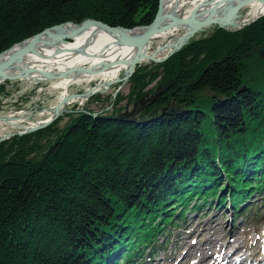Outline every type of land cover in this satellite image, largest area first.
Instances as JSON below:
<instances>
[{"label":"trees","instance_id":"obj_1","mask_svg":"<svg viewBox=\"0 0 264 264\" xmlns=\"http://www.w3.org/2000/svg\"><path fill=\"white\" fill-rule=\"evenodd\" d=\"M159 5L0 0V54L69 22L148 26ZM262 48L264 15L237 31L215 27L167 61L137 66L112 113L85 109L63 129L56 121L0 142V264H145L188 212L228 199L239 210L264 192ZM126 99L143 109L139 122L117 118ZM173 104L186 111L163 115Z\"/></svg>","mask_w":264,"mask_h":264},{"label":"rangeland","instance_id":"obj_2","mask_svg":"<svg viewBox=\"0 0 264 264\" xmlns=\"http://www.w3.org/2000/svg\"><path fill=\"white\" fill-rule=\"evenodd\" d=\"M192 9V6H188L183 12L187 15ZM250 13L251 8L246 9L243 20L251 18L249 17ZM214 29L215 27L209 28L205 32L197 34L193 39L208 36ZM184 32L185 30H176L154 39L149 48V54L155 53L160 46L169 43ZM167 53L162 52L157 56L164 57ZM149 63L151 62L146 61L143 64ZM123 76L121 75L120 78H124ZM129 81H118L108 89L103 88L100 93L93 95L87 100L78 98L71 100L76 102L67 104L56 120L58 129H63L69 125L78 115V112L85 109L95 112V115L97 113H112V103L115 101V97L118 94L122 96L129 94L131 87ZM58 83L59 80L40 82H30L28 80L11 81L6 87V93H0L2 102L0 118L6 119L0 121V138L6 137L5 140L10 139L15 135L10 137L8 135L25 131L24 127H33L50 119L53 111L46 109H54L63 100H61V97L64 89L57 87ZM99 83H102L101 78L91 81L83 79L72 82L67 90L68 96L83 94ZM152 96L148 95L143 98L147 99ZM121 106H127L123 113L127 111L137 112V103H128L127 99L122 100ZM142 110L139 109L135 117H140ZM14 121H16L15 127L10 125ZM54 137L55 134L52 135V138ZM36 141L33 140L31 145ZM39 142L44 146L47 143L44 139L39 140ZM254 196V200L251 201L252 207L247 209L242 216H237L235 223H233L229 199L226 209L225 207H217L218 200H216L211 209H208L212 203L211 200L207 203L205 209L197 212H188L180 227L169 228L173 234H161L157 238L159 243L158 251L151 258L146 259L145 264H194L198 258H204L206 263L212 260L214 255L220 250L227 254L243 255L242 260L248 256L263 255L264 252L261 251V247L264 246V195L261 193ZM243 216H246V218ZM146 253L149 254L150 250H146ZM248 258L246 262H251V257Z\"/></svg>","mask_w":264,"mask_h":264},{"label":"water","instance_id":"obj_3","mask_svg":"<svg viewBox=\"0 0 264 264\" xmlns=\"http://www.w3.org/2000/svg\"><path fill=\"white\" fill-rule=\"evenodd\" d=\"M164 1L160 0V5L158 9V13L154 19V21L148 25L143 27H137L135 29H143L144 31L140 35H132L135 29H126L123 27H112L102 21L95 19H87L81 23L69 22L57 26H53L44 30L43 32L24 40L20 43L15 44L10 49L2 52L0 54V84L6 81H19V80H27L31 78L33 74L40 73L42 75V79L40 81L46 80H59L68 78L72 72L75 70L81 72H87L90 75H98L100 72L108 71L111 68L126 64L129 66V69L125 72L124 78H120L117 80H112L105 84L106 89H108L112 84L118 81L128 82L129 79L133 76L136 71V67L141 65L144 62H155V63H163L167 61L174 54L181 51L184 47H186L192 39L200 33L205 32L207 29L212 27H219L221 29H225L228 31H237L238 29L243 28L245 25L250 23L253 20H243L244 13L246 9L255 2H261L263 0H209L205 3H200L196 7H194L189 14H184L178 11H172L166 13L164 11ZM240 22V23H239ZM73 26V29L69 32H59V30L64 26ZM93 28H99L103 30L105 33L112 35L118 40V43L123 47H130L137 49L136 55L132 59H121L116 62H106L101 65V71L95 66L90 67H81L78 69H68L67 71L62 72H51V71H40L36 68H24L21 71H16L18 68L19 62L27 56L29 53H37V47L44 40H49L52 44H65L69 41H73L74 39L80 37L85 32ZM176 30H185V32L176 37L173 43H166L160 46L157 51L153 54H149V48L154 39L158 38L161 34L172 33ZM46 38V39H45ZM12 52L11 56L4 60V56L8 53ZM162 52H168L164 57H158L157 55ZM259 56L261 59H264V48L259 50ZM104 85L98 84L97 86L89 89L83 94L71 95L67 97V100H62L54 109H46L48 111H53L52 117L45 122H42L33 127H24L25 131L10 134L8 135H25L34 133L36 131L45 129L53 124L64 107L70 103L73 99H89L93 95L98 92H101ZM160 93L153 95L147 99L143 98L141 100L142 106H146L149 103H154ZM186 110L182 107H177L173 104L169 109L163 108L162 113L168 114H183ZM135 111L133 112H125L117 116V118H124L128 121L136 122L137 118H133ZM6 120L4 118H0V121ZM6 137L0 138V142L5 140Z\"/></svg>","mask_w":264,"mask_h":264},{"label":"bare ground","instance_id":"obj_4","mask_svg":"<svg viewBox=\"0 0 264 264\" xmlns=\"http://www.w3.org/2000/svg\"><path fill=\"white\" fill-rule=\"evenodd\" d=\"M206 1L209 0H165L164 11L166 13L172 11H178L184 13L183 11L186 7L192 6L194 8L200 3H205ZM248 8H251V13L249 15V17L251 18L247 20L250 19L253 20L254 18H256L257 20L262 15H264V0L261 2H255L251 4ZM242 22H244V20H241V23ZM252 22L254 21H251L247 25L251 24ZM247 25H245L244 27H246ZM72 29L73 26L67 25L62 27L59 30V32H69ZM143 31H144L143 29L139 28V29H135L131 33L132 35H140ZM165 35L166 34H161L159 37ZM174 41L175 39L170 41V43H173ZM37 51H38L37 53H29L27 56H25L19 62L20 64L18 65L16 71L18 72L28 67V68H36L39 69L40 71L62 72V71H67L68 69L71 68L78 69L81 67H90V66H95L98 69V71H101V65H103L104 63L116 62L121 59H132L137 53V49L121 46L115 37L105 33L103 30L99 28H93L88 32H85L80 37L74 39L73 41H69L68 43L65 44L62 43L52 44L49 40H44L41 42L40 45H38ZM11 54L12 52L8 53L7 55L4 56L3 59L4 60L8 59L11 56ZM128 69H129L128 65L121 64L111 68L108 71H104L102 73L100 72L96 76L90 75L87 72H81L75 70L70 74L68 78L59 79V83L57 87L64 89L61 100L62 99L67 100V97L69 95L67 90L72 82L80 81L83 79L91 81L97 78H101L102 83L99 84L104 85L102 89L103 88L105 89L106 88L105 84H107V82L119 79L120 76L124 75ZM40 79H42V75L40 73H36L33 74L31 78L27 80L30 82H38V80ZM82 100H87V99H82ZM70 102L75 103L76 101H70ZM134 115H137V112H135ZM19 120L22 121L21 119ZM10 125L15 127L14 125H16V121L11 122ZM233 258L234 257L231 254L229 255L223 252L222 250H220L214 255V258H212L211 261L204 263V258H198L194 264H221V262H225V261L227 262L226 264L229 263L233 264L234 261ZM235 264H245V263L242 260L239 263H235Z\"/></svg>","mask_w":264,"mask_h":264}]
</instances>
